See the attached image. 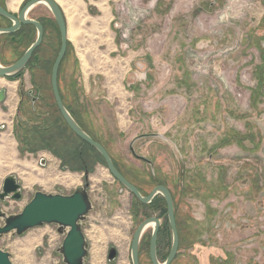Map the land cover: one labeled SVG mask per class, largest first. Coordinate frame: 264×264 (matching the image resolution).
I'll list each match as a JSON object with an SVG mask.
<instances>
[{"label":"rangeland","instance_id":"rangeland-1","mask_svg":"<svg viewBox=\"0 0 264 264\" xmlns=\"http://www.w3.org/2000/svg\"><path fill=\"white\" fill-rule=\"evenodd\" d=\"M20 1L0 4L14 14L28 0ZM62 1L68 31L76 33L63 63L67 101L143 193L158 184L174 192L181 238L174 264H264V0ZM68 10L81 16L79 26L68 23ZM30 16L54 18L43 4ZM8 52L2 34L6 63ZM2 79L0 192L10 174L23 186L22 198L4 210L20 212L38 190L73 193L85 185L88 167L91 251L102 264H130L136 228L161 210L140 206L58 113L47 131L17 129V83ZM44 138L52 139L54 155L41 148ZM63 238L56 224H45L1 236L0 248L13 264H65ZM110 245L120 250L117 262L107 261Z\"/></svg>","mask_w":264,"mask_h":264},{"label":"water","instance_id":"water-1","mask_svg":"<svg viewBox=\"0 0 264 264\" xmlns=\"http://www.w3.org/2000/svg\"><path fill=\"white\" fill-rule=\"evenodd\" d=\"M42 2H45L52 11L61 33V49L55 59L51 77L55 100L63 118L75 134L98 150L104 158L107 164V169L114 179L117 180L125 189L130 191L139 201L142 203H148L157 194H161L166 200L167 215L173 234V245L168 257L164 262H160L157 258L156 248L161 221L155 216H152L144 219L134 232L131 244L132 261L134 264H139V244L144 233L148 227H150V223H154L150 244V257L152 263L170 264L179 251L180 236L176 221L174 199L169 187L163 184H158L152 189L148 196H144L138 187L129 181L116 167L106 147L93 139L78 124L62 100L58 88V70L66 52L69 37L64 11L55 0H28L21 7L18 16H15L0 4V15L10 18L15 22V24L11 27H0V33L15 32L22 23L34 25L38 32L35 42L16 62L6 66L0 63V77L5 78L16 75L26 66L34 50L41 45L44 35L43 26L39 21L29 18L28 13L34 6ZM4 97L5 89H0V101H3ZM132 152L134 153L133 149ZM134 154L137 158L149 162L146 157L137 155L136 153ZM88 186L89 183L86 182L84 186L77 188L71 194L48 193L38 190L20 212L8 213L4 210L3 203H7L9 199L20 200L22 198L23 187L15 174L6 176L0 192V219L3 221V225H0V237L9 233L22 235L28 230L38 226L56 224L58 226V231L64 235L62 245L59 248V252L62 254L64 262L66 264H84V257L86 256V239L82 231L81 222L92 209V201L87 189ZM112 250V254L109 256L110 259L115 258V249L112 248ZM0 264H13L11 254L2 248H0Z\"/></svg>","mask_w":264,"mask_h":264},{"label":"flooded vegetation","instance_id":"flooded-vegetation-1","mask_svg":"<svg viewBox=\"0 0 264 264\" xmlns=\"http://www.w3.org/2000/svg\"><path fill=\"white\" fill-rule=\"evenodd\" d=\"M22 3L23 2H21L20 5ZM20 5H19V7H20ZM19 7H18V9H19ZM32 9L29 11L28 17L35 19L42 24L43 30H44L42 43L40 46H38L34 50L32 56L30 57L29 61L26 64V66L21 71H19L14 76H9V77L4 78L6 80L8 79L9 82H11V85L13 84L12 87H14V83H17L16 92L18 95V102L16 104V114L14 116L15 126L17 127V129H22L23 133H25L26 130L29 131V129H31V128H36V129L40 130V127H41V129L43 130V129L49 128L50 127L49 125H51L53 127V125L55 124L54 123L55 121L52 122L51 119L53 117L57 116V113H58L60 120H62L65 123V125L71 130V128L69 127V125L67 124L65 119L63 118L61 111H60V109L56 103L55 96L53 93V88H52V77H51L52 76V68H53L55 59L60 52L61 44H62L60 29H59L58 23H57L55 18H53V19L49 18L48 19L47 17H31L30 12L32 11ZM64 12H65V10H64ZM18 13L19 12L14 13V15L18 16ZM0 17L5 20L4 23H2L0 25V27H11L15 24L14 20H12L10 18H6V17H3L1 15H0ZM66 25H67V21H66ZM67 29H68V27H67ZM33 32H35L36 36L33 39V41L31 42L30 41V35ZM2 34L7 36V48L9 49L8 55L11 58V59H9L10 61L6 63L3 61L4 59L2 57H0V63L2 65L6 66V65H10V64H13L14 62H16L26 52V50L37 39L38 32H37V28L34 25L22 23L20 25V27L18 28V30H16L15 32L0 33V35H2ZM54 35H56V36H54ZM68 35H69V31H68ZM69 39H70V36H69ZM69 39H68V41H69ZM68 41H67L66 52L64 54V57L60 63L59 70H58V88H59V91H60V94H61V97H62V100H63L65 106L68 109H70L69 112H71V115H72L73 113L77 114V112H75L71 108V103H69L67 101V96L64 93V90H63L64 86H63V82H62V73H63V70L65 68L63 63L69 54V46L70 45H69ZM57 44H58V49L56 51L55 56L51 60L50 54ZM48 63H50V67H49L50 77L46 76V73H47L46 65ZM0 80H3V79L0 78ZM29 84H31V85L29 86ZM1 89H5V97H4L3 101H0V103H5L7 100V97H8V95H7L8 91L6 88H1ZM59 118L57 117V119H59ZM55 120H56V118H55ZM72 133L77 138L79 137L73 131H72ZM43 149H44V151L51 152L52 155L55 154L52 147L45 146ZM77 153H78V151H77ZM59 157H61V160L65 161V159H63L62 155H59ZM85 161H86V159H85ZM144 162H147V161H144ZM149 162H150V160H149ZM149 162H147V163H149ZM39 163L42 166L47 165V161L43 158L40 159ZM25 165H27V164H25ZM106 167H107V164H106ZM64 168L69 169L70 166L65 165ZM76 171H77V169H76ZM88 174H89V169H88V167H85V169H84L85 184H86V182H88V178H89ZM89 186H90V184H89ZM89 186L87 187L88 190H89ZM125 190H127V189H125ZM170 191L173 195L174 205L176 207V199L174 196V192L171 189H170ZM140 192L144 196H148L150 194V192L149 193H143L141 190H140ZM64 194H67V193H64ZM131 195L134 198H136L132 193H131ZM137 201L141 204L140 206L143 205V206H148L149 208H152L155 210H159V209L161 210L160 215L149 214V215L145 216L144 219H146L148 217L155 216L156 218L160 219V221H161L158 240H157L156 252H157L158 260L160 262H164L166 260V258L168 257V255L171 251L172 245H173V234H172L171 226H170L168 215H167L166 200L161 194H157L148 203H142L138 199H137ZM91 210H90V212H91ZM89 213L87 214L85 219L81 222L82 231H83V233L85 235V239H86V245H85L86 256L84 257V264H102L100 261V257L95 258L94 253L91 251L90 238L85 231V224L87 223ZM143 220H141V222ZM149 226L152 228L151 235H150L149 239L147 240V238H145V233H144V235L141 239V242L139 244V264H153L151 257H150V244H151V236H152V232H153L154 223H150ZM177 226H178V224H177ZM150 227H148V228H150ZM164 227L166 228L165 236H162V232H164L163 231ZM178 231H179V229H178ZM132 240H133V238H132ZM132 240H131V244H132ZM179 243H180L179 244V249H180L181 238H180ZM131 244H130V252H129V261H130V264H134L132 261V258H131ZM112 248H114L115 252H116V253L113 252V253H115L114 259L109 258L110 254H112L111 251H113ZM145 253L147 255V260H148V262H146V263L143 260ZM178 253H179V251H178ZM178 253H177L176 257L174 258V260L170 264H174V261L180 255ZM106 257H107V261L109 263L117 262L119 257H120L119 248L116 245H110L107 248ZM62 258H63V256H62Z\"/></svg>","mask_w":264,"mask_h":264},{"label":"trees","instance_id":"trees-1","mask_svg":"<svg viewBox=\"0 0 264 264\" xmlns=\"http://www.w3.org/2000/svg\"><path fill=\"white\" fill-rule=\"evenodd\" d=\"M68 109V108H67ZM69 111H70V109H68ZM71 113V112H70ZM72 116L75 118V120L78 122V124L93 138V139H95L96 141H98V142H100L101 144H103L107 149H108V147L103 143V142H101V141H99V139H97L96 137H95V135L90 131V129H89V127L85 124V121L82 119V117H81V115H77L76 113H73L72 114ZM49 125V124H48ZM50 127L49 128H46V129H43V131H47V130H49V129H51L52 128V126L51 125H49ZM40 130H42L41 129V127H40ZM79 138V137H78ZM81 139V138H80ZM81 141L84 143V144H87V145H90V144H88L87 142H85L84 140H82L81 139ZM52 139H49V138H44L43 140L41 139L40 140V143H38V144H40L41 145V148H43V147H45V146H48V147H51L52 145ZM27 148H28V150H30L31 148L30 147H28V146H26ZM90 147H92L93 149H95L97 152H98V150L96 149V148H94L93 146H91L90 145ZM55 150V149H54ZM78 151V153H77V155H78V157H79V155H82V151H79V150H77ZM108 151H109V149H108ZM110 152V151H109ZM99 153V152H98ZM100 154V153H99ZM101 155V154H100ZM102 156V155H101ZM111 157H112V159H113V161H114V163H115V165H116V167L121 171V169H120V167L118 166V164L116 163V161L114 160V158H113V156L111 155ZM103 158V157H102ZM104 160V159H103ZM105 162V161H104ZM105 165H106V163H105ZM122 172V171H121ZM122 174L129 180V181H131L125 174H124V172H122ZM132 182V181H131ZM133 183V182H132ZM134 184V183H133ZM137 186V185H136ZM138 187V186H137ZM138 189H140L139 187H138Z\"/></svg>","mask_w":264,"mask_h":264},{"label":"bare ground","instance_id":"bare-ground-1","mask_svg":"<svg viewBox=\"0 0 264 264\" xmlns=\"http://www.w3.org/2000/svg\"><path fill=\"white\" fill-rule=\"evenodd\" d=\"M16 1V0H15ZM23 2V0H21ZM20 1V2H21ZM59 5H61V2H63L62 0H55ZM66 2V1H65ZM40 4H43V5H46L45 2H42ZM13 5V4H12ZM47 6V5H46ZM67 12V19H68V23L71 25L72 23L73 24H76L77 26H79L81 24V22H83L82 19L79 18V16H76V15H73L74 11L73 10H68L66 11ZM79 12V11H78ZM79 14V13H78ZM81 17V16H80ZM91 22V21H90ZM76 26V27H77ZM75 27V28H76ZM77 31V30H76ZM69 36L70 38L74 39L76 38V33L75 31L73 30L72 27H69ZM95 38V37H94ZM1 78V77H0ZM115 87V86H114ZM24 163V162H23ZM28 165V164H27ZM25 165V166H27ZM24 166V165H23ZM24 176V175H23ZM26 258V257H25Z\"/></svg>","mask_w":264,"mask_h":264},{"label":"crops","instance_id":"crops-1","mask_svg":"<svg viewBox=\"0 0 264 264\" xmlns=\"http://www.w3.org/2000/svg\"><path fill=\"white\" fill-rule=\"evenodd\" d=\"M21 2H22V1H21ZM21 2H20V3H21Z\"/></svg>","mask_w":264,"mask_h":264}]
</instances>
